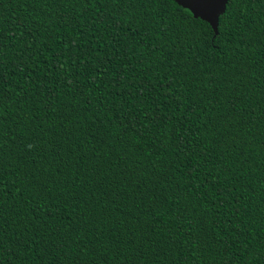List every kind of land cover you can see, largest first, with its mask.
Returning <instances> with one entry per match:
<instances>
[{
	"label": "trees",
	"instance_id": "obj_1",
	"mask_svg": "<svg viewBox=\"0 0 264 264\" xmlns=\"http://www.w3.org/2000/svg\"><path fill=\"white\" fill-rule=\"evenodd\" d=\"M0 264H264V0H0Z\"/></svg>",
	"mask_w": 264,
	"mask_h": 264
},
{
	"label": "water",
	"instance_id": "obj_2",
	"mask_svg": "<svg viewBox=\"0 0 264 264\" xmlns=\"http://www.w3.org/2000/svg\"><path fill=\"white\" fill-rule=\"evenodd\" d=\"M180 7L190 11L195 19L207 22L218 34L220 16L226 11L230 0H173Z\"/></svg>",
	"mask_w": 264,
	"mask_h": 264
}]
</instances>
